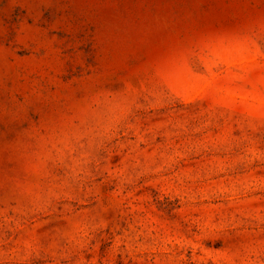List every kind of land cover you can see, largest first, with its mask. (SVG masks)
Masks as SVG:
<instances>
[{
    "label": "clouds",
    "instance_id": "9594fccd",
    "mask_svg": "<svg viewBox=\"0 0 264 264\" xmlns=\"http://www.w3.org/2000/svg\"><path fill=\"white\" fill-rule=\"evenodd\" d=\"M0 264H264V0H0Z\"/></svg>",
    "mask_w": 264,
    "mask_h": 264
},
{
    "label": "rangeland",
    "instance_id": "374dc122",
    "mask_svg": "<svg viewBox=\"0 0 264 264\" xmlns=\"http://www.w3.org/2000/svg\"><path fill=\"white\" fill-rule=\"evenodd\" d=\"M5 5L7 4V0H4Z\"/></svg>",
    "mask_w": 264,
    "mask_h": 264
}]
</instances>
